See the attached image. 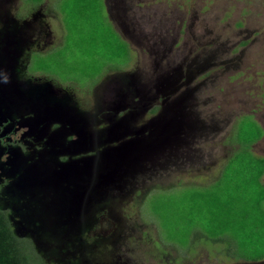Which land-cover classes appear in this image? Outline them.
<instances>
[{"label":"rangeland","instance_id":"1","mask_svg":"<svg viewBox=\"0 0 264 264\" xmlns=\"http://www.w3.org/2000/svg\"><path fill=\"white\" fill-rule=\"evenodd\" d=\"M262 182L264 0H0V208L42 264H249Z\"/></svg>","mask_w":264,"mask_h":264},{"label":"trees","instance_id":"2","mask_svg":"<svg viewBox=\"0 0 264 264\" xmlns=\"http://www.w3.org/2000/svg\"><path fill=\"white\" fill-rule=\"evenodd\" d=\"M28 1L33 2V3L34 2L39 3L42 0H28ZM79 13H80V10H78V14ZM12 83L17 84V82H12ZM24 92L28 93V91H26V90H24ZM17 93L18 92L16 90L15 94H17ZM15 94H13V92H11V94H8L7 96H4L2 94L1 96H2V99L4 101L2 103H4V104L10 103L12 106H14L15 104H18L19 99H22V104L33 103L32 105H29V106H34V104L35 105L39 104V103H34L35 101H39V99H37L33 95H31L30 97H26V95H25V96H22V98H20V97H16ZM52 100H54V99H52ZM59 157L64 158V157H66V155L59 154ZM247 176H248V178H246V179L245 178H237V179H239L238 181H241L239 186H238L239 189L240 190L242 189V191H243V190H250V188L251 189L252 188H258L257 185H259L260 182L255 180V178H252V176L250 174H247ZM237 179L235 178V180H237ZM252 185H255V186L252 187ZM262 185L264 186L263 182H262ZM248 186L250 188H247ZM190 192L193 193L194 195H197L196 198H198L200 195V192H197L196 189H191ZM262 197H264V192L262 193ZM262 200H264V198H262ZM23 207L24 206H22L21 209L17 210V212L21 216V221H20V224H19V222H17L18 224H15V225L12 224V220H11V217L9 215V213H12L13 211L11 212L8 209L0 208V264H42L40 259H38L36 257V256H38V252L36 250V253H37V255H36L35 250L32 248L33 245L31 246V244H28L25 240L18 237L19 231H20V229H19V231L17 230L18 226H19V228H20V226L22 227V222L28 223L24 218L25 217V215H24L25 211H23ZM14 212H15V210H14ZM212 214L215 216L218 215V213H216L215 211H213ZM164 241L169 242V243H173L171 241H166L165 239H164ZM173 244H175V243H173ZM206 245H207V243H206ZM263 245H264V239H263ZM237 246L239 247V244H237ZM227 251H228V255L232 256L233 260L237 261V262L242 261L244 263L255 264V263H258V262H261L262 260H264V255L259 256L258 258H252V259L248 260V257H247V259H245V258H243L244 256L238 257L237 255H232L231 251L229 249H227Z\"/></svg>","mask_w":264,"mask_h":264}]
</instances>
